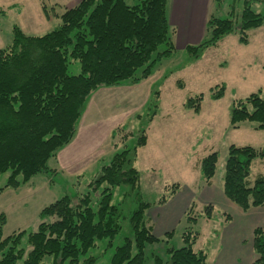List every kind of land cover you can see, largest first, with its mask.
I'll use <instances>...</instances> for the list:
<instances>
[{"label":"trees","instance_id":"trees-1","mask_svg":"<svg viewBox=\"0 0 264 264\" xmlns=\"http://www.w3.org/2000/svg\"><path fill=\"white\" fill-rule=\"evenodd\" d=\"M225 1L213 0L218 6ZM255 3L264 4V0H232L226 16L211 13L206 38L186 46L190 57L199 59L229 34L248 44L249 31L264 28V13L253 9ZM42 4L47 12L44 1ZM167 4L168 0H80L64 10L56 28L43 35L27 34L14 25L12 43L0 49V176L10 171L6 186L17 188L36 174H55L57 170L48 161L74 138L90 95L103 86L126 81L137 84L150 76L159 60L171 56L175 31L168 20ZM70 59L80 63V73L69 72ZM178 84L183 87L182 82ZM225 92L226 84H218L211 89V99L218 100ZM159 94L154 92L156 98ZM202 100V95L189 97L185 106L199 113ZM155 114L156 110L149 123ZM244 121L264 129L261 90L233 100L230 125L238 128ZM146 130L147 125L140 128L132 147L114 153L88 184V191L76 197L66 194L44 207L35 231L22 230L4 238L6 220L0 214V264H17L19 260L22 264H96L99 257L89 255V251L102 241L112 246L121 231L122 211L113 202L115 187L121 185L130 187L138 206L130 215L133 238L126 237L115 248L110 263L145 264L147 245L162 240L153 231L148 216L152 203L143 200L141 173L135 166L139 148L148 141ZM258 158L264 159V147H228L223 191L244 210L264 206V175L249 181L252 164ZM218 159L214 151L200 161L202 178L208 183L216 174ZM166 187L169 196L163 195L159 204L174 195L181 184ZM92 194L98 197L96 208ZM204 209V216L211 218L213 206ZM189 218L191 225L197 223L196 216ZM165 234L170 236L173 231ZM199 236L188 227L182 234L184 246L167 248L168 260L155 254L154 264H206L207 253L195 249ZM25 237L29 249L22 246ZM252 243V264H264V226L254 229ZM47 256L52 261L46 262Z\"/></svg>","mask_w":264,"mask_h":264},{"label":"rangeland","instance_id":"rangeland-1","mask_svg":"<svg viewBox=\"0 0 264 264\" xmlns=\"http://www.w3.org/2000/svg\"><path fill=\"white\" fill-rule=\"evenodd\" d=\"M42 1L47 12L43 10ZM42 1L21 0L23 9L19 8L20 4L19 7L8 6L11 1L0 0V49L12 43L14 25L21 27L27 34L43 35L60 24L61 20L56 17L63 5L58 7L51 0ZM231 1L226 0L220 6L215 5L213 0L201 1L199 11L202 22L196 40L191 39L190 25L177 13L178 22H171L175 31L172 35L175 49L171 56L163 57L156 63L148 78L137 84L126 81L118 86H103L90 95L73 142L79 139L82 124L92 123L94 128L91 124L90 134L98 133L93 134L97 141L95 144H98L93 145L96 150L92 157L94 161H87L81 173L72 174L73 169L62 171L54 157L48 161V165L56 168L55 174H36L17 188L6 186L10 171L0 176V214L6 220L2 227L4 238L22 230L27 233L35 231L41 222L40 212L44 207L66 194L76 197L88 191V184L110 162L114 153L124 147H132L140 134V128L147 125L148 142L145 147L139 148L135 166L141 173L143 200L152 203L148 213L153 231L162 240L147 245L145 264H154L155 254L168 260L167 248L184 246L182 234L188 227L198 231L201 237L204 236V240L196 243L195 249L201 248L207 253L208 264L217 263V255L212 248L220 244V255L229 254L227 249H235L238 253L240 249L239 264L247 260L252 251L251 238L247 236L248 222L233 207H227L221 197H226L223 183L228 147L231 144L264 147V129L255 128V122L244 121L238 128L230 125L233 100L243 99L259 90L264 96V28L249 31L248 44L239 42L237 35L229 34L216 46L206 49L196 60L190 57L186 49L187 45H196L206 38L205 18L211 13L226 16ZM177 2L169 0V8L172 5L175 7ZM186 4V10L193 12L192 5L188 1ZM253 9L264 13V4L255 3ZM181 21L182 24L179 23ZM164 48V45L160 46L159 50ZM68 67L71 74L81 71L80 63L73 59H70ZM140 71H137V75ZM179 81L183 84L182 88L179 87ZM222 83L226 84L225 95L218 100L211 99V89ZM156 91L160 93L158 98L154 95ZM197 95L203 96L199 113L185 106L189 97ZM154 110L156 114L149 123ZM119 125L120 130L113 136L111 131ZM214 151L218 153L219 159L210 184L202 178L200 161ZM259 175H264V159L260 158L252 164L249 181L252 183ZM52 178L54 182L50 183ZM173 183H180V189L166 202L159 204L163 195L169 196L166 186ZM97 198V195L92 194V206L95 208ZM206 198L215 202L210 221L204 216V207L209 205ZM228 201L240 209V206ZM113 202L122 211L121 231L114 238L112 246L102 241L89 251V255L99 257L96 264H111L115 248L126 237L133 238L130 215L138 204L130 187H115ZM189 203L187 209L186 204ZM184 209L186 213H183ZM225 212L230 213L232 218L227 219L229 215L226 217ZM189 215L197 217L196 224L189 223ZM167 231H173V234L166 237ZM239 236L245 239L242 247L236 241ZM26 238L22 246L29 249ZM44 260L50 262L52 258L47 256ZM17 264H22V260Z\"/></svg>","mask_w":264,"mask_h":264},{"label":"crops","instance_id":"crops-1","mask_svg":"<svg viewBox=\"0 0 264 264\" xmlns=\"http://www.w3.org/2000/svg\"><path fill=\"white\" fill-rule=\"evenodd\" d=\"M3 1V0H2ZM4 1H11L9 2L8 6H15V7H19V4L21 7L19 8H23L24 9V5L20 3L21 0H4ZM14 1H17L15 3H13ZM54 5L60 7L59 5H63L61 8L63 9L64 7H72L74 5H76L80 0H51ZM189 2L192 5L193 12H188L186 10V7L188 6L186 4V2ZM202 0H176L177 5L174 7V5H172L171 8H169L168 4H169V0H168V4H167V15H168V20L170 22V24L172 25V23H177V19H176V14L178 13L179 15H181L182 19L184 21H186V23H188V25H190L191 27V39L192 40H196L199 37V28L201 25V17L200 16V11H199V7L201 4ZM173 2V1H172ZM14 7V8H15ZM1 8V6H0ZM60 12H58V17H56L57 19L60 20L59 16L64 12V10ZM185 15V16H184ZM209 17V16H208ZM208 17L205 18L204 23H207ZM55 18V19H56ZM172 22V23H171ZM179 23H183L182 21ZM200 43V42H199ZM92 123H83V129L81 130V135L79 137V139L77 141H74V138L78 132V129L76 131V134L74 136V138L72 139V141L67 144L65 147H63L57 154L56 157V161L59 165V169H61L62 171H68L69 169H73L72 174L75 173H81V171L83 169H85V164L87 161L93 162L94 159H92V157H94L96 150H94L93 145H97L95 144L97 141L96 139L93 137V134H97L98 133H92L91 136V132H92V127L90 126ZM93 128H94V124H92ZM121 126V125H119ZM114 131V130H113ZM113 131H111V134L113 133ZM148 142V141H147ZM147 145V144H146ZM145 145V146H146ZM143 146V147H145ZM139 152V150H138ZM54 158V157H53ZM56 169V168H53ZM75 171V172H74ZM79 175V174H78ZM211 184V183H210ZM209 188V185H208ZM224 192V191H223ZM225 196V194H224ZM222 202L229 208L233 207L235 209L236 212H239L240 214H242L245 217V222H248L246 227L248 230L247 236L249 238H251V249L252 251H250L249 256L247 258V260L243 263V264H252V262L255 259V252L253 249V243H252V239H253V232L254 229L258 226H264V206H259V207H252L248 210H244L240 207V209L238 207H235L234 205H231L230 201H228V199L226 197H221ZM232 202V201H231ZM206 203L211 204L213 206V211H214V200H211L210 198H206ZM234 203V202H233ZM189 204H186L187 209ZM152 208V206H151ZM151 208L149 210H151ZM186 209V208H185ZM184 209L183 213H186ZM148 210V212H149ZM155 216L157 215V212L154 213ZM227 219L232 218L231 214L228 212H225ZM149 216V213H148ZM213 217V212H212V216L211 218H207L208 221L212 220ZM152 224V222H151ZM204 237V236H202ZM201 235L199 236L197 242H201L202 239ZM244 238L243 237H237V242L238 245L240 247H242V244L244 243ZM196 242V243H197ZM196 245V244H195ZM218 245V244H217ZM219 247L214 246L212 248L214 254L217 255V263L214 264H239L240 261V249H239V253L235 251V249H227L228 252H230L229 254H223L220 255V248H222V245H218ZM201 249V248H200ZM199 250V249H198ZM229 257L226 259V257ZM208 264V262L206 263Z\"/></svg>","mask_w":264,"mask_h":264}]
</instances>
